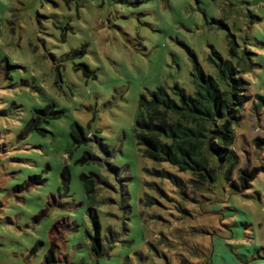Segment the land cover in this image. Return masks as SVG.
Returning <instances> with one entry per match:
<instances>
[{"label": "rangeland", "instance_id": "rangeland-1", "mask_svg": "<svg viewBox=\"0 0 264 264\" xmlns=\"http://www.w3.org/2000/svg\"><path fill=\"white\" fill-rule=\"evenodd\" d=\"M44 5L61 8L58 0L0 3V37L6 41L0 47V89L12 93L0 97V104L7 105L0 109V264H264V143H254L264 137L259 91L264 57L251 51L264 48V37L252 35L251 27L264 24V0H63L71 16L46 14L40 11ZM96 12L105 13L109 30L119 38L90 34L80 26ZM33 21L48 39L38 36L25 45L26 26ZM106 44L109 53L102 61L96 52ZM61 45L69 50L63 52ZM212 51L232 61L248 83L249 96L234 126L231 158L212 162L213 181L144 156L133 129L142 94L174 84L191 93L194 65L217 77L208 61ZM87 56L100 66L93 68ZM30 57V63L14 62ZM248 73L261 83L252 85ZM77 78L91 90L93 101L80 108L93 112L99 128L91 122L81 127L72 118L79 110L73 100L84 92L73 83ZM121 104L129 106L125 111L134 110V125L116 134L104 120L105 114L115 116L113 109ZM45 108V114L36 113ZM11 121L23 127L3 126ZM72 126L77 141L70 135ZM103 130L114 137L102 136ZM259 165L263 170L241 189L239 171ZM82 174L93 182V203Z\"/></svg>", "mask_w": 264, "mask_h": 264}, {"label": "trees", "instance_id": "trees-1", "mask_svg": "<svg viewBox=\"0 0 264 264\" xmlns=\"http://www.w3.org/2000/svg\"><path fill=\"white\" fill-rule=\"evenodd\" d=\"M232 43L230 40L231 54L236 52L231 47ZM208 61L216 66L218 76L205 74L194 65L191 72V93L174 84L167 88L160 86L142 94L133 129L144 156L158 163L167 162L202 180L213 181L216 171L212 162L215 160L224 163L231 158L234 126L239 122L240 110L249 96L246 94L247 81L230 59H223L219 53L212 51ZM258 97L262 100L261 96ZM46 110L47 108L37 110L36 113L45 114ZM32 121L33 118L30 124ZM70 135L74 141L78 140L74 126L71 127ZM254 143L259 147L264 143V137L256 138ZM262 170L261 165L250 170H240V188L249 186ZM64 172L63 176L68 181L66 170ZM80 180L88 200L93 203L91 178L82 174ZM66 181L63 182L65 188ZM88 212L93 216L92 208ZM94 228H99L96 220ZM97 236L98 231L93 237L89 235L95 245ZM92 249L96 250L93 244Z\"/></svg>", "mask_w": 264, "mask_h": 264}, {"label": "clouds", "instance_id": "clouds-1", "mask_svg": "<svg viewBox=\"0 0 264 264\" xmlns=\"http://www.w3.org/2000/svg\"><path fill=\"white\" fill-rule=\"evenodd\" d=\"M13 0H0V3H3L5 5H10L12 4ZM43 2V0H41V3ZM58 2L61 3V8L57 9V8H53L50 5H44L42 8H40V11L46 13V14H50V13H56L57 15H74V12L71 11H67V10H63V0H58ZM97 2V0H92V3L95 4ZM188 3L192 4L193 0H188ZM243 5L239 6V10L241 13H243ZM216 18L217 19H221L222 18V13L217 11L215 13ZM7 18L8 19H12V15L11 13L7 14ZM246 21H243L240 24V27L242 29L246 28ZM45 25L51 29V22L50 21H45ZM80 26L85 28L90 34H95V33H102V34H106L110 37H117L119 38V34L114 32V31H110L108 26H107V21L105 19V13L103 12H96L93 14H90L88 16V23L84 24L82 22H80ZM252 35H259L261 37H264V24H257L254 23L252 26ZM27 28V32L26 35L24 37V44L27 45L28 41L31 40H35L36 37H41L42 39H48V37L44 36L42 32L37 31L36 29V23L35 21H33L31 23L30 26H26ZM221 37H224V33L220 34ZM79 39H88L89 37H80L78 36ZM5 39L0 37V47H3L5 45ZM50 43L55 44L56 41H49ZM109 47L110 45H104L103 48H98L96 55H98L100 57V59L103 61L104 57L109 53ZM61 50L63 52H67L68 46L67 45H61L60 46ZM174 50L178 53H180L181 55H184L183 50L173 46ZM251 51L256 52L259 54V56L264 57V48H252ZM60 53L58 52L57 55H59ZM86 59L88 60V62L92 65L93 68H98L100 65L97 64V62L92 58V56H87ZM14 62L16 63H30L31 62V57L29 58L28 61H21L19 59L15 60ZM185 62H187V59L185 58ZM46 63L48 64L49 69L54 68V65L51 63V61H46ZM105 64H107V62L105 61ZM125 66L127 68H131L132 64L130 62H127L125 64ZM188 68H191V64H188ZM110 73L113 75L117 74V69L115 68H110L109 69ZM80 74H77V76L79 77ZM260 75L264 76V71L260 72ZM245 78L252 84V85H258L261 83V81L257 80L256 78H254V76L251 73L246 74ZM73 83L75 85H79L81 88L84 89V92L81 96H76L73 100V107L75 109H79V110H75L72 112V118L77 121V123L84 128H89L90 126V122L95 126V128H99L100 124L99 121L96 120V118L93 115L92 111H84L82 108H80L81 105L84 106H88L91 105L93 103L92 99H91V90L87 87L86 83L83 81L82 78H77L73 80ZM260 94L264 95V88H260L259 89ZM12 93L8 92V91H4L2 89H0V97H11ZM112 93L109 92L108 93V97H111ZM7 107L6 104H0V109ZM128 105L126 104H121L120 105V110H116L113 109V112L115 113V116H110L105 114L106 118L104 120V123H106L107 125L111 126V129L115 130V133L118 134L119 133V129L120 128H124V127H132L134 125V110L132 111H125V109H128ZM247 108L251 107V104H248L246 106ZM4 127H15V128H21L23 127L22 124H19L16 121H11L10 123L4 124ZM253 129L256 131V133H259V129H255L254 127V123H253ZM239 131V130H237ZM101 135L104 137H108V138H113L114 137V132L113 131H109V130H103L101 132ZM88 136L91 138L93 137V131L89 130L88 131ZM96 155L97 156H102V154L99 151H96ZM240 158H241V164L244 163V154L243 152L239 153ZM257 164H259V161H257ZM17 167H28V165H18ZM145 180H149L152 179L151 177L148 176H144ZM113 183H115L113 181ZM145 191H149L148 189H145ZM154 194V193H153ZM247 194L251 195L252 192L251 190H247ZM13 234L15 235H19L18 233L13 232ZM176 264H179V262L177 261Z\"/></svg>", "mask_w": 264, "mask_h": 264}]
</instances>
